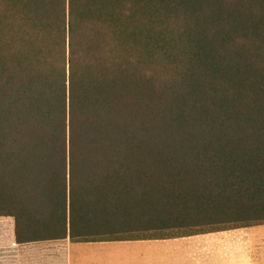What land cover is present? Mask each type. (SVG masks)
Here are the masks:
<instances>
[{"label": "trees", "instance_id": "16d2710c", "mask_svg": "<svg viewBox=\"0 0 264 264\" xmlns=\"http://www.w3.org/2000/svg\"><path fill=\"white\" fill-rule=\"evenodd\" d=\"M16 244L264 225V0H0V219Z\"/></svg>", "mask_w": 264, "mask_h": 264}, {"label": "crops", "instance_id": "0c3cea01", "mask_svg": "<svg viewBox=\"0 0 264 264\" xmlns=\"http://www.w3.org/2000/svg\"><path fill=\"white\" fill-rule=\"evenodd\" d=\"M0 264H264V225L166 240L18 245L0 219Z\"/></svg>", "mask_w": 264, "mask_h": 264}]
</instances>
